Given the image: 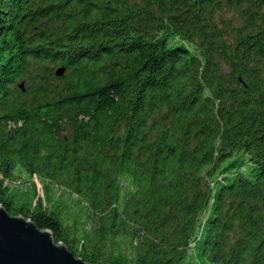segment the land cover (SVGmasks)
<instances>
[{
  "label": "trees",
  "instance_id": "trees-1",
  "mask_svg": "<svg viewBox=\"0 0 264 264\" xmlns=\"http://www.w3.org/2000/svg\"><path fill=\"white\" fill-rule=\"evenodd\" d=\"M0 205L90 264H264V0H0Z\"/></svg>",
  "mask_w": 264,
  "mask_h": 264
},
{
  "label": "water",
  "instance_id": "water-1",
  "mask_svg": "<svg viewBox=\"0 0 264 264\" xmlns=\"http://www.w3.org/2000/svg\"><path fill=\"white\" fill-rule=\"evenodd\" d=\"M64 68L58 70L62 76ZM23 87V85H21ZM0 264H90L57 243L50 230L24 216H12L0 205Z\"/></svg>",
  "mask_w": 264,
  "mask_h": 264
},
{
  "label": "rangeland",
  "instance_id": "rangeland-1",
  "mask_svg": "<svg viewBox=\"0 0 264 264\" xmlns=\"http://www.w3.org/2000/svg\"><path fill=\"white\" fill-rule=\"evenodd\" d=\"M35 181L39 184V188H40V194L43 195V191H42V186L40 185L39 181L37 179H35ZM21 186V184H14L13 186Z\"/></svg>",
  "mask_w": 264,
  "mask_h": 264
}]
</instances>
